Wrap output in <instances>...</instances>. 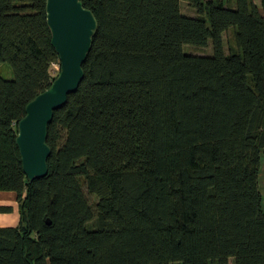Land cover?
I'll list each match as a JSON object with an SVG mask.
<instances>
[{
  "label": "trees",
  "instance_id": "trees-1",
  "mask_svg": "<svg viewBox=\"0 0 264 264\" xmlns=\"http://www.w3.org/2000/svg\"><path fill=\"white\" fill-rule=\"evenodd\" d=\"M259 1L81 0L97 20L84 79L48 127V174L30 181L18 124L60 59L47 0H0L14 74H0V192L20 215L0 228V264H264ZM210 42L212 55L184 51Z\"/></svg>",
  "mask_w": 264,
  "mask_h": 264
},
{
  "label": "water",
  "instance_id": "water-1",
  "mask_svg": "<svg viewBox=\"0 0 264 264\" xmlns=\"http://www.w3.org/2000/svg\"><path fill=\"white\" fill-rule=\"evenodd\" d=\"M46 8L52 44L60 59V74L49 89L29 103L18 124L17 143L30 181L48 174V127L55 111L66 104L68 96L78 90L84 79L83 65L97 28L95 16L81 0H47ZM47 222L50 224V220Z\"/></svg>",
  "mask_w": 264,
  "mask_h": 264
},
{
  "label": "rangeland",
  "instance_id": "rangeland-1",
  "mask_svg": "<svg viewBox=\"0 0 264 264\" xmlns=\"http://www.w3.org/2000/svg\"><path fill=\"white\" fill-rule=\"evenodd\" d=\"M207 1V0H205ZM257 4L260 3L259 0L256 2ZM181 9L183 14L188 16H197V11L195 9H192L187 2L182 1L181 2ZM231 38V32H226L224 34V45L226 52L229 50L228 47V40ZM184 51L187 54H193V55H212L213 54V47L212 43L210 42V45L207 48H200L197 46L187 45L184 47ZM60 71V66L58 64L54 65L53 67V75H57V73ZM0 74L2 77L6 79H12L14 77L13 69L10 66L9 63H0ZM259 188L261 191V194L263 196V209H264V154L262 155V162H261V168H260V175H259ZM91 202H95L96 198L92 195H89Z\"/></svg>",
  "mask_w": 264,
  "mask_h": 264
},
{
  "label": "crops",
  "instance_id": "crops-1",
  "mask_svg": "<svg viewBox=\"0 0 264 264\" xmlns=\"http://www.w3.org/2000/svg\"><path fill=\"white\" fill-rule=\"evenodd\" d=\"M0 207H10L12 212L0 213L1 227H16L19 224V206L14 192H0Z\"/></svg>",
  "mask_w": 264,
  "mask_h": 264
}]
</instances>
